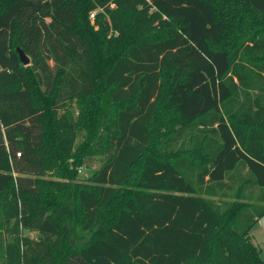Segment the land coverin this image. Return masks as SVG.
Returning <instances> with one entry per match:
<instances>
[{
  "label": "trees",
  "instance_id": "obj_1",
  "mask_svg": "<svg viewBox=\"0 0 264 264\" xmlns=\"http://www.w3.org/2000/svg\"><path fill=\"white\" fill-rule=\"evenodd\" d=\"M263 216L264 0H0V264H264Z\"/></svg>",
  "mask_w": 264,
  "mask_h": 264
},
{
  "label": "rangeland",
  "instance_id": "obj_2",
  "mask_svg": "<svg viewBox=\"0 0 264 264\" xmlns=\"http://www.w3.org/2000/svg\"><path fill=\"white\" fill-rule=\"evenodd\" d=\"M157 125L159 126V129H160L158 133L159 134L158 141H157L158 145L162 142L164 138L168 137L169 135H172L173 131H175V129L178 127L174 125L170 127L167 120H160ZM95 170H96L95 168L87 169L84 167H79L78 168L79 178L81 180H86L94 174ZM55 171H56L55 168H50L48 169V172L46 174L52 175L54 174ZM245 174H246V171L242 170L241 175L244 176ZM251 193H252V190H251ZM256 195H257V192H256ZM251 235L253 238V243L259 248H261L262 259L264 260V216L258 221L256 226L252 229Z\"/></svg>",
  "mask_w": 264,
  "mask_h": 264
},
{
  "label": "water",
  "instance_id": "obj_3",
  "mask_svg": "<svg viewBox=\"0 0 264 264\" xmlns=\"http://www.w3.org/2000/svg\"><path fill=\"white\" fill-rule=\"evenodd\" d=\"M17 52L19 54L21 63L25 66H29L31 64L30 57L19 47L17 48Z\"/></svg>",
  "mask_w": 264,
  "mask_h": 264
},
{
  "label": "built area",
  "instance_id": "obj_4",
  "mask_svg": "<svg viewBox=\"0 0 264 264\" xmlns=\"http://www.w3.org/2000/svg\"><path fill=\"white\" fill-rule=\"evenodd\" d=\"M149 1V0H148ZM96 12H92L90 15L91 20L93 21L95 19Z\"/></svg>",
  "mask_w": 264,
  "mask_h": 264
}]
</instances>
